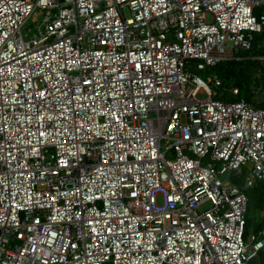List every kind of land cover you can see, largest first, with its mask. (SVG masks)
<instances>
[{
  "label": "built area",
  "instance_id": "2783aa9c",
  "mask_svg": "<svg viewBox=\"0 0 264 264\" xmlns=\"http://www.w3.org/2000/svg\"><path fill=\"white\" fill-rule=\"evenodd\" d=\"M260 7L0 0V264H261L263 79L224 101L195 72L249 49Z\"/></svg>",
  "mask_w": 264,
  "mask_h": 264
},
{
  "label": "trees",
  "instance_id": "16d2710c",
  "mask_svg": "<svg viewBox=\"0 0 264 264\" xmlns=\"http://www.w3.org/2000/svg\"><path fill=\"white\" fill-rule=\"evenodd\" d=\"M256 13V12H255ZM264 57V29L261 33L254 34V41L249 49L238 50L235 56L229 59L221 60L215 65L206 67L204 70H195L201 76L206 77L210 74H215L220 83L216 89L218 92L217 98L224 101H236L244 99L252 101V87L263 79L264 82V65L261 63V58ZM258 75V77H255ZM233 89L237 92L233 93ZM264 106V103L262 104ZM264 180L259 181L252 188L247 190L248 208L245 215V233L246 237L249 232V226L253 224V232L264 227ZM251 190V191H250ZM256 208L260 213L255 218L248 216L249 208ZM261 264H264V250L259 255ZM253 264V263H252Z\"/></svg>",
  "mask_w": 264,
  "mask_h": 264
},
{
  "label": "rangeland",
  "instance_id": "374dc122",
  "mask_svg": "<svg viewBox=\"0 0 264 264\" xmlns=\"http://www.w3.org/2000/svg\"><path fill=\"white\" fill-rule=\"evenodd\" d=\"M255 12H256V14H258V13H260V12H264V7H260V8H256V10H255ZM40 17H41V14L39 13V10H37L36 11V14L35 15H33L26 23H25V25H24V27L22 28V32H23V34L25 33V31H26V29L27 28H33L34 27V24L36 23V22H38L39 21V19H40ZM35 21V22H34ZM261 60V63L264 65V59L263 58H261L260 59ZM204 78V77H203ZM209 86L211 87V89L212 90H215V87L212 85V84H209ZM207 97V94L206 93H200V92H198L197 94H196V98L198 99V100H202V99H205ZM209 160H208V157H206V158H204V160H203V164H205V163H207ZM251 191V190H250ZM263 191H264V188H263ZM248 196V195H247ZM263 205H264V203H263ZM264 208V207H263ZM260 213L256 210V208H249V211H248V216H250V218L251 217H253V218H255V216H257V215H259ZM253 224H251V226H249V229H248V232L250 233V232H253ZM253 264H254V262H252Z\"/></svg>",
  "mask_w": 264,
  "mask_h": 264
},
{
  "label": "crops",
  "instance_id": "0c3cea01",
  "mask_svg": "<svg viewBox=\"0 0 264 264\" xmlns=\"http://www.w3.org/2000/svg\"><path fill=\"white\" fill-rule=\"evenodd\" d=\"M262 104H263V103H262ZM262 104H261V105H262Z\"/></svg>",
  "mask_w": 264,
  "mask_h": 264
}]
</instances>
